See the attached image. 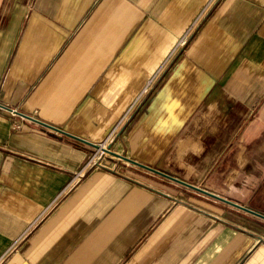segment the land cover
I'll return each instance as SVG.
<instances>
[{
    "label": "crops",
    "instance_id": "crops-1",
    "mask_svg": "<svg viewBox=\"0 0 264 264\" xmlns=\"http://www.w3.org/2000/svg\"><path fill=\"white\" fill-rule=\"evenodd\" d=\"M187 44L178 47L182 37ZM0 264H264V0H0ZM121 137V139H120Z\"/></svg>",
    "mask_w": 264,
    "mask_h": 264
},
{
    "label": "rangeland",
    "instance_id": "rangeland-1",
    "mask_svg": "<svg viewBox=\"0 0 264 264\" xmlns=\"http://www.w3.org/2000/svg\"><path fill=\"white\" fill-rule=\"evenodd\" d=\"M179 47H183V46H179ZM130 115H131V111L124 113V115H122V117L119 119L118 123H116V125L112 128V132L110 133V135H107L108 137L100 145L102 149H98L97 152L90 157L89 160L92 161L91 166L87 168L84 176L81 177V179L85 178L87 173L90 170L91 171L94 170L95 168L107 170L116 175H122L125 177L133 178V173L130 172L131 169H133L132 168L133 166L120 160L119 157L111 153V152H114V153L122 154L120 153L119 150L116 149V142H117V139L119 138V132L122 126L125 125L127 120L130 118ZM87 165L88 164H86L85 167ZM85 167L82 169V171L85 169Z\"/></svg>",
    "mask_w": 264,
    "mask_h": 264
},
{
    "label": "water",
    "instance_id": "water-1",
    "mask_svg": "<svg viewBox=\"0 0 264 264\" xmlns=\"http://www.w3.org/2000/svg\"><path fill=\"white\" fill-rule=\"evenodd\" d=\"M0 108L5 109V110H8V111H10V112L14 111V109H12V108H10V107H8V106L2 104V103H0ZM15 113L18 114V115H20V116H23V117L26 118V119L32 120V121H34V122H36V123H39V124H41V125H43V126L49 128V129H51V130H54V131H56V132H59V133H61V134H63V135H66V136H68V137H71V138H73V139H75V140H78V141H80V142H82V143H85V144H88V145H90V146H93V147L96 148V149H102V147H101L100 145L93 144V143H89L88 141H85V140H83V139H81V138H79V137H76V136H74V135H71V134L65 132L64 130L59 129V128H56V127H54V126H52V125H50V124H47V123H45V122H43V121H40V120H38V119H35V118H33V117H30V116L25 115V114H23V113H21V112H18V111H15ZM104 150H106V149H104ZM109 152H111V151H109ZM111 153L114 154L115 156L119 157L120 159L125 160V161H127V162H129V163H132V164H134V165H137V166H139V167H142V168H144V169H147V170H149V171H152V172H154V173H156V174H158V175H160V176H162V177H165V178H167V179H170V180H173V181L178 182V183H180V184H183V185H185V186H188V187H190V188H192V189H194V190H197V191H199V192H202V193H204V194H207V195H209V196H212V197H214V198H216V199H219V200H221V201H224V202H226V203H228V204H231V205H233V206H235V207H237V208H240V209H243V210H246V211L252 212V213H254V214H256V215H258V216L264 218V214H262V213H260V212L252 211V210L249 209V208L243 207V206H241V205H237V204H235V203H233V202H231V201H228V200H226V199H224V198H222V197H219V196H217V195H213V194L208 193V192H206V191H204V190H202V189L196 188V187H194L193 185H190V184H188V183H185V182H183V181H181V180H179V179H177V178H175V177H172V176L167 175V174H165V173H163V172H161V171H158V170H156V169H153L152 167H149V166L143 165V164H141V163H139V162H137V161H135V160H133V159H130V158L126 157L125 155H122V154H119V153H114V152H111Z\"/></svg>",
    "mask_w": 264,
    "mask_h": 264
},
{
    "label": "built area",
    "instance_id": "built-area-1",
    "mask_svg": "<svg viewBox=\"0 0 264 264\" xmlns=\"http://www.w3.org/2000/svg\"><path fill=\"white\" fill-rule=\"evenodd\" d=\"M187 41H188L187 36L182 37L181 40L179 41L178 47H179V46H185V45L187 44ZM91 163H92V161L89 160L88 163H87L88 165L85 167V169H84L83 171L78 172V173L75 175V177H74L72 183L75 182V181H77V180H79V179H81V177L84 176L85 171L87 170V168H89V167L91 166Z\"/></svg>",
    "mask_w": 264,
    "mask_h": 264
}]
</instances>
